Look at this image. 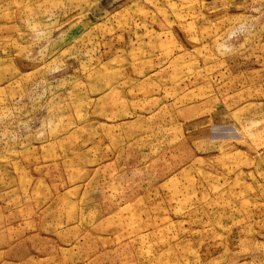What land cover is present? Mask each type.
Masks as SVG:
<instances>
[{"label": "rangeland", "instance_id": "1", "mask_svg": "<svg viewBox=\"0 0 264 264\" xmlns=\"http://www.w3.org/2000/svg\"><path fill=\"white\" fill-rule=\"evenodd\" d=\"M0 264H264V0H0Z\"/></svg>", "mask_w": 264, "mask_h": 264}]
</instances>
